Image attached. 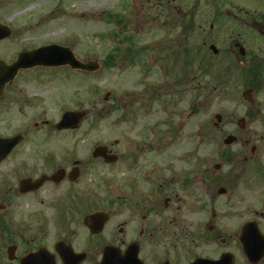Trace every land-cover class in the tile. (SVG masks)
<instances>
[{
  "label": "flooded vegetation",
  "instance_id": "flooded-vegetation-1",
  "mask_svg": "<svg viewBox=\"0 0 264 264\" xmlns=\"http://www.w3.org/2000/svg\"><path fill=\"white\" fill-rule=\"evenodd\" d=\"M125 3L165 35L109 57L110 73L137 66L108 94L120 137L30 127L5 88L0 140L18 144L0 143V264H239L244 228L264 235V0ZM221 100L231 113L210 116Z\"/></svg>",
  "mask_w": 264,
  "mask_h": 264
},
{
  "label": "rangeland",
  "instance_id": "rangeland-1",
  "mask_svg": "<svg viewBox=\"0 0 264 264\" xmlns=\"http://www.w3.org/2000/svg\"><path fill=\"white\" fill-rule=\"evenodd\" d=\"M127 9L125 0H0V24L11 30L9 39L0 43V61L10 63L21 51L58 45L70 48L84 63L95 61L101 65L95 73L67 66L36 67L21 72L10 85L8 98L21 103L29 100L30 127L42 120L58 122L68 111H85L86 118L78 130L79 137L86 140L82 147L90 148L120 137L122 127L111 128L109 124L115 120L106 119L111 118L106 116L108 94L121 95L129 82L136 87L137 66L129 73L124 72V67L110 73L106 58L115 53V58L120 59L128 49L132 63L140 43L148 46L165 35L161 29L139 23L140 13L132 7L131 11ZM129 15L128 25L121 19ZM130 77L134 80L129 81ZM236 89L229 90L227 100L237 101ZM232 107L231 103L216 101L210 104L209 115L231 113ZM108 132L114 136L108 138L111 137ZM239 264H248L242 254Z\"/></svg>",
  "mask_w": 264,
  "mask_h": 264
},
{
  "label": "water",
  "instance_id": "water-1",
  "mask_svg": "<svg viewBox=\"0 0 264 264\" xmlns=\"http://www.w3.org/2000/svg\"><path fill=\"white\" fill-rule=\"evenodd\" d=\"M10 34L11 32L8 29L0 26V41L8 38ZM60 65H70L73 69L87 72H95L99 69L97 63L83 64L79 62L70 49L63 47L49 46L33 52L22 53L19 56V60L12 66H7L4 62H0V97L3 96L6 84L14 80L19 70L35 66ZM86 115V112L66 113L57 126V129L59 131L66 129L75 130L79 128L80 122L86 117ZM0 143H3V141H0ZM257 235L259 242L257 250H253L249 243H245V255L251 264H259L264 257V236L261 235L259 230ZM227 264H231V261L227 260Z\"/></svg>",
  "mask_w": 264,
  "mask_h": 264
}]
</instances>
